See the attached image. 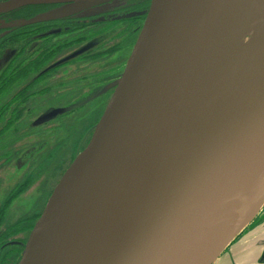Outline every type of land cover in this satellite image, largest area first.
Returning <instances> with one entry per match:
<instances>
[{
  "label": "water",
  "instance_id": "obj_1",
  "mask_svg": "<svg viewBox=\"0 0 264 264\" xmlns=\"http://www.w3.org/2000/svg\"><path fill=\"white\" fill-rule=\"evenodd\" d=\"M44 1L74 5L28 23L90 4L6 0L0 13ZM257 3L152 0L18 264H214L234 205L255 191L264 200V33L243 43Z\"/></svg>",
  "mask_w": 264,
  "mask_h": 264
},
{
  "label": "rangeland",
  "instance_id": "obj_2",
  "mask_svg": "<svg viewBox=\"0 0 264 264\" xmlns=\"http://www.w3.org/2000/svg\"><path fill=\"white\" fill-rule=\"evenodd\" d=\"M5 1L0 0V3ZM57 5L59 4L34 3L22 6L13 17L10 12V15L0 14V114L4 108L6 111L5 117L0 118V130L16 110L15 98L26 85H16L17 80L28 75L26 82L37 77L39 71L45 72L43 79L38 80L40 87L46 88L37 97L39 106L32 109L31 105L27 104L18 123L3 135L0 133V153L3 154V157L0 156V194L13 188L23 176L31 175L30 183L14 200L8 212L10 216L16 217L30 210L34 216V225L67 168L90 142L114 92V87L108 89V85L121 78L133 50L134 40L144 24L143 17L131 24L127 22L124 31L115 39L86 54L84 52L87 43L83 44L86 41L81 39L80 35L78 37V34L61 39L60 34L65 33V30H62L56 37H42L40 39L44 42L37 50L30 53L38 45L35 43L22 51L26 60L38 55L39 67L33 72V63L29 66L22 63L25 68L19 72L21 66L15 67L16 59L20 57L18 53L21 49L24 50L26 42L53 26H60L49 20L24 24L25 21L19 18H29ZM92 32L94 30L89 29L84 33ZM26 49L29 53H26ZM82 54L84 55L77 59ZM29 71L33 74L29 75ZM16 136L20 138L17 139ZM7 152L10 156L6 157ZM257 224L261 230L264 229V205L249 224L238 231L223 252L214 258V264H228L223 261L228 258V253L247 264L250 259L258 264L255 259L261 253L262 246L255 247L251 242L239 247L236 244L239 237ZM32 227L26 230L27 239L33 230ZM260 237H264V231L251 241Z\"/></svg>",
  "mask_w": 264,
  "mask_h": 264
},
{
  "label": "flooded vegetation",
  "instance_id": "obj_3",
  "mask_svg": "<svg viewBox=\"0 0 264 264\" xmlns=\"http://www.w3.org/2000/svg\"><path fill=\"white\" fill-rule=\"evenodd\" d=\"M85 1L89 2L90 4L86 5L83 8L77 9L71 13H67L66 15L48 19L49 21H54V25L60 24V26H56V27L53 26L40 34L34 35L32 38L33 40L31 39V41L26 42V45H24L23 47L24 50L21 49L18 53L20 57L16 59L17 62H16L15 67L21 66L20 67L21 69L19 70V72L22 69L24 70L25 68V64L22 65V63H26V65L28 66L33 63L34 66L31 67L32 68L31 71L34 70L33 72H35V70H37V68L39 67L40 61L39 62L37 61V59L39 58L38 55H36L31 60H28V59L26 60V57L24 56L25 54L23 55L22 51L24 52L25 47H28L31 44H35V43H38V45L36 46V48H33V50L30 53L37 50L39 46L44 42V40L40 38L46 37V36L56 37V34H59L62 30H65V33L60 34L61 39H67L71 36L78 34V37L80 35L81 39H85L86 42H84L83 44L87 43V47L85 48L86 50L84 49L85 50L84 54H86L91 50H95L101 46H104L106 43H108V41L115 39L116 36L119 33H121V31H124L123 29L126 28L127 22L131 24L136 19L143 17L144 23H145L150 7H151V4H152V0H102V1L85 0ZM42 3H45V2H42ZM47 4H59V5H57L56 7L50 10L39 12L36 15H33L29 18L21 17L19 19L23 22L25 21L24 24L25 23L28 24V20H30L31 18H34L38 15L44 14L49 11H54L60 8L73 6L74 2H67V1L66 2H51ZM21 8L22 7L14 9L13 12H11L12 11L11 10V11L4 12V13H8L9 15L11 13V16L13 17L14 16L13 14H16ZM48 20H43V21H48ZM43 21H38V22H43ZM143 26L144 24H142L139 30L140 32L138 36L136 37V39L134 40L133 46H135ZM93 27H96V28H93ZM89 29H93L94 32L98 30L99 31L96 32L95 35L91 36L94 32L89 33V34L84 33L85 31H88ZM41 34L43 35L40 36ZM89 37L90 39H87ZM26 53H29L27 49H26ZM84 54L79 55L77 59L82 57ZM31 71L28 72L29 75L33 74V72L31 73ZM11 73L12 72H10V74ZM38 73L39 75L37 77H34L33 80H31L32 79L31 78L30 80L25 82L26 78L29 77L28 75L21 76L17 80L16 85H19L21 83L22 85L24 84L26 85L22 87L23 91L20 94H18L17 97L15 98L16 110H14V112L11 113L5 126H3L2 129L0 130V133L2 135L9 128H11L14 124L18 123V121L24 115L23 112L25 111L27 104H30L32 109H35V107L39 106V104H37V100H39L37 97L41 95L40 93L44 89V87L43 89L40 87L39 79L40 78L43 79V75L45 72L39 71ZM115 81H112L108 85V87ZM44 90H46V88ZM5 114H6V111L4 108L3 112L0 114V118L5 117ZM16 138L19 139L20 137L16 136ZM16 138L14 139L16 140ZM0 156L3 157V154L0 153ZM7 156H10L9 152L6 153V157ZM30 181H31V175L23 176L22 180L16 182L13 188L8 190L6 193L2 191V194H0L1 195V198H0V264H18L19 263V261L21 260L23 256L24 250L27 246L28 239L26 238V230L30 226H33L32 228H34L35 226L33 224L34 216L33 214L31 215L30 210L27 213L16 216V217L10 216L9 214L10 212H8L14 200L18 198L22 192H24L25 187L30 183ZM39 218L40 216L38 217V219ZM262 231H264V229L261 230L259 227V224H257L256 226L249 228V230H247L241 237H239L236 240V244L238 245V247L241 246L242 245L241 240H243V238L245 237L246 238V240H244L245 244L251 242V245L255 247L262 246V249H264V237H260L253 242L251 241L252 239H254V237L259 235ZM259 255L255 259L256 262L258 264H264V263L258 262ZM237 258L236 256L228 253V259L230 260L231 264H247L242 261L237 262ZM249 261L250 262L248 264H253V263L255 264V261L253 259L252 261L251 259Z\"/></svg>",
  "mask_w": 264,
  "mask_h": 264
},
{
  "label": "bare ground",
  "instance_id": "obj_4",
  "mask_svg": "<svg viewBox=\"0 0 264 264\" xmlns=\"http://www.w3.org/2000/svg\"><path fill=\"white\" fill-rule=\"evenodd\" d=\"M255 9V11L250 14L248 21V32L246 31L247 36L243 43L252 39H256L258 36L264 33V0H258ZM257 64L258 68H264V57H262ZM259 193L260 191L252 192L249 194V197L245 202H237L234 205V208L228 214L227 219L219 230L218 240L213 250L214 255L218 256L224 250L227 244L235 237L238 231L242 227L246 226L258 213L264 204V200L262 201L259 199Z\"/></svg>",
  "mask_w": 264,
  "mask_h": 264
},
{
  "label": "crops",
  "instance_id": "obj_5",
  "mask_svg": "<svg viewBox=\"0 0 264 264\" xmlns=\"http://www.w3.org/2000/svg\"><path fill=\"white\" fill-rule=\"evenodd\" d=\"M244 240H246L245 237L243 238V240H241V241H242V245H245ZM239 260H240V259H239ZM239 260H238V258H237V262H238ZM223 261H226V263L228 262V264H231V263H230V260H229L228 258L224 259Z\"/></svg>",
  "mask_w": 264,
  "mask_h": 264
},
{
  "label": "trees",
  "instance_id": "obj_6",
  "mask_svg": "<svg viewBox=\"0 0 264 264\" xmlns=\"http://www.w3.org/2000/svg\"><path fill=\"white\" fill-rule=\"evenodd\" d=\"M16 13V12H15ZM14 16H16V14H13Z\"/></svg>",
  "mask_w": 264,
  "mask_h": 264
}]
</instances>
